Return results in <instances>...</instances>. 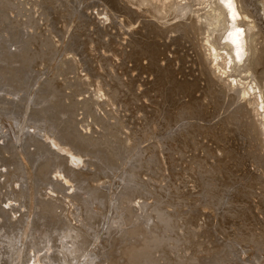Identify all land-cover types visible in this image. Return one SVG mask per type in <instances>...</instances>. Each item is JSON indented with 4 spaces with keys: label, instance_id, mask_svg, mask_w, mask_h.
Masks as SVG:
<instances>
[{
    "label": "bare ground",
    "instance_id": "6f19581e",
    "mask_svg": "<svg viewBox=\"0 0 264 264\" xmlns=\"http://www.w3.org/2000/svg\"><path fill=\"white\" fill-rule=\"evenodd\" d=\"M263 218L264 0H0V264H264Z\"/></svg>",
    "mask_w": 264,
    "mask_h": 264
},
{
    "label": "rangeland",
    "instance_id": "374dc122",
    "mask_svg": "<svg viewBox=\"0 0 264 264\" xmlns=\"http://www.w3.org/2000/svg\"><path fill=\"white\" fill-rule=\"evenodd\" d=\"M79 99H81V98H79ZM106 110H109V108H106ZM108 114H109V116L107 117L108 119H110L109 121H110V123H113L114 122V119L116 118V113H119V111H114V110H112V113H111V111H106ZM101 113H103V111L101 112ZM100 115H103V114H100ZM107 118L105 119V120H107ZM95 128H97V127H95ZM142 179L143 180H146V177H142ZM254 214H256V217H258V218H260L261 216L260 215H258V213L256 212V210L254 209ZM148 213H150V210L148 211ZM261 219V218H260ZM263 220V222H264V218L262 219ZM177 253V252H176ZM155 254V255H154ZM169 254H170V252H169ZM177 254H179V255H181L182 253H181V251L180 252H178ZM250 254V253H249ZM249 254H247V255H249ZM157 255H158V253L156 254L155 252H153V257L154 258H157ZM173 255V254H172ZM172 255H170L171 257H173ZM161 262V261H160ZM160 264V263H159Z\"/></svg>",
    "mask_w": 264,
    "mask_h": 264
}]
</instances>
